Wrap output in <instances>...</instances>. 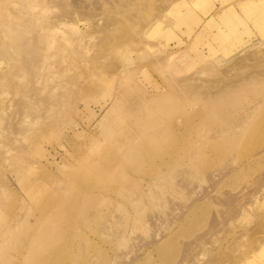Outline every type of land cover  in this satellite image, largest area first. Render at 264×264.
<instances>
[{
    "label": "rangeland",
    "instance_id": "rangeland-1",
    "mask_svg": "<svg viewBox=\"0 0 264 264\" xmlns=\"http://www.w3.org/2000/svg\"><path fill=\"white\" fill-rule=\"evenodd\" d=\"M128 1L108 29L80 24L78 41L70 28L45 38L55 5L0 0V264H264V181L251 184L264 76L210 98L185 85L264 48V13L212 40L200 22L235 0ZM166 41L172 62H152ZM241 191L258 198L199 238Z\"/></svg>",
    "mask_w": 264,
    "mask_h": 264
},
{
    "label": "bare ground",
    "instance_id": "bare-ground-1",
    "mask_svg": "<svg viewBox=\"0 0 264 264\" xmlns=\"http://www.w3.org/2000/svg\"><path fill=\"white\" fill-rule=\"evenodd\" d=\"M43 1H44V4H46L47 6L52 7L53 5H55L56 7L59 8V11H56V13L53 15V18H51L47 21L48 24H45V26L47 28L46 30H44L46 33L45 38L46 39L49 38L48 36L51 35L50 34L51 31H53V32L57 31L61 34V36H63L64 35V28H70L72 30V33L75 34V39L78 41L81 40L82 36L84 35V31L81 29L80 24H83L84 21L88 23L89 28L86 27V29L88 28L87 29L88 33H91L92 31H96L98 29H102L104 27H107V29H108L109 25H112V24L119 21V18H117V14L114 12V10L116 11V6L119 4H126L129 2L128 0H103V3L97 4V3L89 2V0L87 3H83V2L80 3L79 1L78 2H72V1H68V0H43ZM221 3H220V5H221ZM232 3L228 6H222L218 10L216 9V11L212 15H210L208 18L203 19V21L200 22L199 30L201 32L205 31V29H207V28L213 27V29H211V31H210L209 39L211 37V38H213L212 40H216V39L224 38L226 36L234 35L235 33H237V31H238L237 28L239 26H241V25L244 26L245 20L242 19L243 16L246 15V16H252V18H255V16H258V15L260 16L264 13V0H235ZM258 3H260V4H258ZM236 5L240 8L236 7ZM253 6H256V9L251 8ZM97 8L100 10V12H98L99 10ZM248 9H250V10L248 11ZM96 10H98L97 11L98 13L96 12ZM97 14H99V15L102 14V16H99L96 18ZM119 15L121 16L120 18H125V19L127 18V15H125V14L124 15L119 14ZM104 32H106V30H104ZM24 38H26V40H28L27 37H24ZM41 38L42 37H39L37 39V41L41 40ZM103 39H106V37L105 38L103 37ZM248 39L249 40L252 39V36L249 35ZM182 42H184L183 38L178 36V40L176 43L178 48L180 47L179 45ZM208 42H209V45H207V46L204 45V46H206L205 47L206 50L204 47H202L199 50L200 56H203L204 53H207L209 55L210 51H212L211 48L213 46L210 45V41H208ZM37 45H38L37 42H33L32 44L27 45L28 52H31V55L35 58H36L35 54L37 52ZM17 47H18L19 52H21L23 50V47L21 45L17 44L16 48ZM164 48H166V50H171L172 47H170L168 45V41H166V43H164ZM256 48L255 49L251 48V49L247 50L246 52H244L243 54L238 55V56L230 59L229 60L230 62L228 61L229 64H227L228 63L227 62L226 63L227 65L224 64V67H217V71L219 73H221L222 75L218 78L209 80L207 82V84L203 85L202 82L201 83H193L189 80L188 83H185V85H187L188 91L194 92L193 95L194 94L195 95L201 94V95H204V96L210 98L212 96H216L219 92H223V91H226L229 89L237 88V86H240L243 81H245L249 78L261 79L262 78L261 76H264V48L261 47V49H260L258 47L259 50ZM157 52H162V51L160 50ZM173 53H174V51L171 50V52H168V53L166 52L165 56H163V54L161 56H157V55L155 56L154 55L155 57L152 58L153 59L152 62L162 61V62H167V64H169L168 61L172 62L171 58L174 57ZM4 64H5L4 61L0 60V68L3 67ZM197 87H200L201 90L198 92H195L197 90ZM263 178H264V174L262 173V175L255 180L256 183H254V181L251 183V184H253L252 189H255V192H258L259 188H261V183L264 181ZM243 192L244 191H241L240 196L237 195L239 198L237 196H236L237 198H234L235 197L234 195H232L234 197L229 196V195L226 196V201H224L225 203H220V206H223L221 208L224 212H221V210H219L220 208L216 207L214 218H212L213 216L211 215V218L209 217L210 218L209 221L206 220L207 223H206L205 235H204V231H203V233L200 234V235H203L202 237H200V235H197V236L199 238H204L209 233L210 235L209 234L208 235L210 237L211 233H213V231H214V233L216 232L215 231L216 228L219 229L218 227L220 225L222 226L221 223H223V222L225 223V220L227 219L229 214L234 215L237 213V215H238V213H240L241 210L243 208H245L246 202H248L249 199L250 200L253 199L255 201L258 198V196L255 195L253 191L249 192V193H246V192L243 193ZM247 211H249V210H247ZM167 226H169V223ZM195 237L196 236H194V238ZM198 237H196V238H198ZM208 240H209V238H208ZM212 240H214V239H212ZM255 240H256V238H255ZM194 241H196V240H194ZM192 242H193V240H192ZM203 242H202V244H203ZM206 242H208V241L206 240ZM259 243H258V245L261 248L262 245H260ZM187 244H189L188 248L186 246ZM187 244H185L184 246L186 247V249H190V247L195 245L196 243L194 242V244L192 243V245H191V243L189 241ZM200 244H201V242H200ZM197 247L198 246H195L194 248L192 247L193 248L192 250H194V251L198 250ZM199 247L202 248L203 246L200 245ZM182 250H184V249H182ZM194 253H196V252H194ZM180 254H182V253H180ZM189 254L191 256L192 251H187V253L184 252V255L186 257H188ZM121 255H123V254H120L119 256H121ZM184 255L182 257H185ZM196 257L197 256H195L194 258H196ZM130 258H132V257H130ZM190 258H189V260L191 261ZM183 260H184V264H185L186 258H184ZM189 260H186V262L188 263ZM182 261H180V262H182ZM192 262L193 261H191V263ZM250 262H254V261L250 260ZM255 264H257V263L255 262Z\"/></svg>",
    "mask_w": 264,
    "mask_h": 264
}]
</instances>
